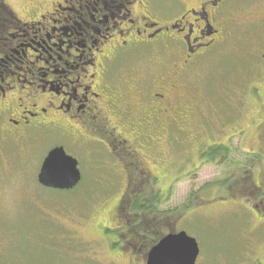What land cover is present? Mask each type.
<instances>
[{"label": "flooded vegetation", "instance_id": "flooded-vegetation-1", "mask_svg": "<svg viewBox=\"0 0 264 264\" xmlns=\"http://www.w3.org/2000/svg\"><path fill=\"white\" fill-rule=\"evenodd\" d=\"M262 9L264 0H0V141L58 138L50 151L62 147L78 161V188L89 179L108 185L103 196L114 192L96 228L111 255L147 264L163 228H146L143 214L150 201L167 202L153 187L166 173L173 184L182 179L180 146L192 148L190 173L211 164L213 150L221 164L237 152L239 166L241 142L236 151L212 142L213 118L239 138L264 129V42L224 56L236 76L208 81L228 26L264 27ZM6 171L0 160V209ZM257 177L250 194L264 206Z\"/></svg>", "mask_w": 264, "mask_h": 264}, {"label": "rangeland", "instance_id": "rangeland-1", "mask_svg": "<svg viewBox=\"0 0 264 264\" xmlns=\"http://www.w3.org/2000/svg\"><path fill=\"white\" fill-rule=\"evenodd\" d=\"M257 26L262 25L245 21L228 26L231 40L221 54L215 53L222 56L221 60L214 58L209 63L214 76L205 73L208 81L222 83L228 81L227 76H236L240 69L234 71L224 56L246 53L258 41L264 42V34L258 33L264 27ZM252 34H256L255 40ZM216 112L223 113L221 108ZM224 121L223 117L213 118L212 142L230 143L235 151L241 142L239 160L244 169L238 168L235 152L225 165L212 163L190 173L189 166H194L186 162V156L192 148L180 146L182 158L179 168L177 163V175L182 179L173 184L175 174L168 172L162 185L153 186L169 196L163 206L151 204L143 214L145 227L163 228L155 235L157 240L167 236L171 228L186 231L201 247L198 264H264V206L258 205L260 195L250 194L256 177L264 175V129L239 138L230 129L225 130ZM229 122H233L231 116ZM8 141L12 140L0 141V160L9 165L1 183L0 264H126L129 260L116 262L96 230L114 202L110 199L114 192L103 196L108 185L87 179L73 191L44 190L38 184L41 163L59 139L28 138L20 145ZM256 154L259 161L253 162ZM253 205L258 206L260 215L252 211ZM122 247L120 244L114 251Z\"/></svg>", "mask_w": 264, "mask_h": 264}, {"label": "water", "instance_id": "water-1", "mask_svg": "<svg viewBox=\"0 0 264 264\" xmlns=\"http://www.w3.org/2000/svg\"><path fill=\"white\" fill-rule=\"evenodd\" d=\"M38 180L44 188L71 191L81 182L79 163L64 148H55L44 159ZM200 253L197 240L187 232L171 233L152 248L147 264H197Z\"/></svg>", "mask_w": 264, "mask_h": 264}, {"label": "trees", "instance_id": "trees-1", "mask_svg": "<svg viewBox=\"0 0 264 264\" xmlns=\"http://www.w3.org/2000/svg\"><path fill=\"white\" fill-rule=\"evenodd\" d=\"M215 150H213V152H212V156H213V159H212V162H211V164L213 163L214 165L217 163L216 161V158H215ZM207 157H210V155L209 154H207ZM229 158H230V155H229V157H228V160H226L225 162H224V165L226 164V163H228V162H230V160H229ZM259 155L258 154H256V155H253L252 156V160H253V162L255 161V162H258L259 161ZM221 164V163H220ZM238 168H240V169H244V164H243V166H238ZM238 168H236L237 170H238ZM237 173H239L238 171H236ZM226 180V179H225ZM224 180V181H225ZM207 186L208 185H210V184H206ZM204 194V193H203ZM261 197H262V199H261ZM261 197H260V200H263V196L261 195ZM137 203H140V201H137ZM159 203V201H150V204H154V206L156 207L157 206V204ZM259 211V210H258ZM260 213V212H259Z\"/></svg>", "mask_w": 264, "mask_h": 264}]
</instances>
